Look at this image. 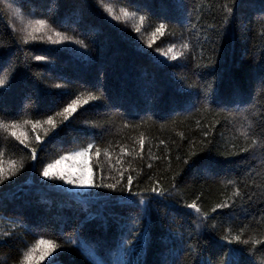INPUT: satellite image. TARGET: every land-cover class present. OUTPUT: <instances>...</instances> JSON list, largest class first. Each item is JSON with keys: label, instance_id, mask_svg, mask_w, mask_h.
Masks as SVG:
<instances>
[{"label": "trees", "instance_id": "1", "mask_svg": "<svg viewBox=\"0 0 264 264\" xmlns=\"http://www.w3.org/2000/svg\"><path fill=\"white\" fill-rule=\"evenodd\" d=\"M233 3L0 0V121L17 122L0 128V168L14 172L0 182V264L29 249L45 264L42 240L60 245L57 264H106L137 230L136 264H264V0L230 13ZM84 149L90 179L116 190L75 192L40 174ZM129 176L137 196L121 191Z\"/></svg>", "mask_w": 264, "mask_h": 264}, {"label": "snow or ice", "instance_id": "2", "mask_svg": "<svg viewBox=\"0 0 264 264\" xmlns=\"http://www.w3.org/2000/svg\"><path fill=\"white\" fill-rule=\"evenodd\" d=\"M19 2V0H18ZM11 13L13 16L17 15L19 13V9L18 8H14L12 5H8ZM228 12L230 13H234L235 11V0L233 3V6L231 8L227 9ZM111 14V13H109ZM125 15H128L127 13H125ZM116 20H119L120 17H115ZM141 20L144 19L143 16L140 17ZM230 22V21H229ZM30 23H34L35 25H39V26H45L47 25V21L43 20V19H38L35 21H32ZM165 28V25L163 23H161L159 25L158 28H156V32H162ZM34 31H39V29H34ZM57 36L60 35L59 32L56 33ZM29 37L25 36V40H27ZM33 39H36V37H32ZM65 40L71 41L72 38L71 37H65ZM49 40H51V37H49ZM53 43H58L57 41H53ZM75 43L77 45H81L83 47H86L87 45L85 44L84 41L82 40H76ZM183 47L187 48L188 45L185 44ZM157 52H160V49H156ZM169 51H173L172 49H170ZM182 55L181 52L176 51L174 52V55L170 57V59L175 60L177 58H179ZM164 56H168V53H164ZM35 60L37 61H44L45 57L44 56H36ZM4 62V50L0 49V64H2ZM5 84V80L0 79V85H4ZM98 97L92 95L91 93H89L88 96V100L90 101H95L97 100ZM76 104V101H73V105ZM2 110V109H0ZM73 107L69 106V108H65L63 110L64 115H65V119L68 118L69 115H71V112L73 111ZM47 122L49 124H51L52 128L56 127V124L53 122V118L51 116H49L47 118ZM25 123H31V121H25ZM17 127V122L16 121H11L10 123H4L2 121H0V128H12L15 129ZM12 135L16 137L17 140H20V143H24V140L21 139V137L19 135H17V133L15 131L12 132ZM208 133L205 132L204 136H207ZM40 137H37V140H39ZM253 144L256 143L255 139H253L252 141ZM92 145H89L88 148H91ZM249 147H251V145H249ZM248 149L247 148H240V152H246ZM87 149L82 150L79 153H76L75 155H83L84 152H86ZM33 152H35V149H33ZM191 156H194L195 153H191ZM66 157H61V159H65ZM58 163V162H57ZM186 164H188V166H190V162L189 161H185ZM22 166V165H21ZM53 168V164H47L44 166L42 172L40 173L43 177L49 178V179H60L65 181L68 184L74 185V186H78V187H95V188H106V189H111V190H116L117 189V184H96L94 183L91 179H90V171L86 172L84 169L81 170V172L79 174H70V173H64V172H56L53 173L50 171V169ZM14 175V172L12 171H8L6 172L3 168H0V182L5 181L9 176ZM179 175V174H176ZM133 183V178L131 176L128 177V183L127 185L121 189V191L127 192L130 196H137L139 195L138 193H135L132 191V185ZM164 189H161L158 186H154L150 189V194L153 196V198L155 197H163L164 196ZM238 194V193H237ZM249 199H251V197H249ZM135 203V202H133ZM145 198L143 196H140V204H145ZM187 208L189 209H195L197 212L200 211V209L198 208L196 203H189L186 205ZM226 207H229V205L227 203H218L215 205V208L212 209L213 212H215V210L217 209H224ZM146 211H150V210H146ZM204 215L207 217L208 214L204 213ZM209 219L211 217H208ZM197 227L199 228L200 225L198 224ZM145 232H141L140 230L137 231H129L127 234L121 233V235L119 236V238L114 242L113 248L115 249V254H113L112 249L109 250V254L111 259L109 261L106 262V264H136V262L132 259V256L135 252L136 249V242L137 239H139L140 235H145ZM131 237V238H129ZM191 238V236L189 237ZM224 240H228V237L225 236L223 237ZM233 241L239 242L240 241V236H234L232 238ZM232 241H229V243H231ZM40 243H45L48 245V247H46L45 249H43L40 253L39 259H44L45 257H47L48 259L45 260V264H57V260L56 257L58 255V252L55 250L60 249V245L57 244L55 241L53 240H48V241H40ZM76 241H73V244H75ZM244 243H247V241H245ZM253 244H257L260 243V241L257 240H252ZM189 248H191V246H189ZM32 251L33 249H29L28 252H26L24 254L23 260L21 261V264H32L33 261V256H32ZM51 254V255H50ZM88 255L90 256V258L93 259V261H96V249L92 248L88 250ZM124 257H128V259H124Z\"/></svg>", "mask_w": 264, "mask_h": 264}, {"label": "rangeland", "instance_id": "3", "mask_svg": "<svg viewBox=\"0 0 264 264\" xmlns=\"http://www.w3.org/2000/svg\"><path fill=\"white\" fill-rule=\"evenodd\" d=\"M29 22L27 24L26 29L22 28L23 30L27 31L28 33H32L34 32V29H37L38 27L34 26L29 28ZM39 31L36 33V35L41 36V32L44 33V30L38 28ZM36 37V36H34ZM52 39H54V37H52ZM81 151H75L74 153L68 154L64 157H66L65 159H60L58 160L55 164H53V168L50 169L51 172L56 173V172H64V173H70V174H79L81 172L82 169H84L86 172H89V168L87 165V154L86 152H84L83 155H75L76 153H79ZM60 180V179H58ZM63 184V186H66L70 189H72L73 191L75 190L78 192L83 191L86 187H78V186H74L71 184L66 183L63 180H60Z\"/></svg>", "mask_w": 264, "mask_h": 264}]
</instances>
